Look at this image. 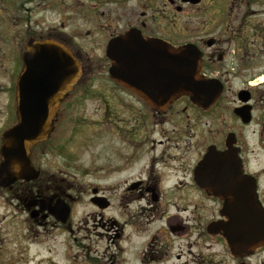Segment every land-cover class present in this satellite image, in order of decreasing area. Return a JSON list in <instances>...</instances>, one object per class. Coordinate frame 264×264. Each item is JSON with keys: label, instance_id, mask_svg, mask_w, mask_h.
I'll list each match as a JSON object with an SVG mask.
<instances>
[{"label": "flooded vegetation", "instance_id": "1", "mask_svg": "<svg viewBox=\"0 0 264 264\" xmlns=\"http://www.w3.org/2000/svg\"><path fill=\"white\" fill-rule=\"evenodd\" d=\"M129 32L125 86L109 75L113 66L124 71L120 58L106 51ZM185 46L200 57L199 76L220 92L211 105L160 96L167 48ZM70 54L80 72L72 85L64 70ZM97 78L105 84L94 86ZM146 89L149 101L139 95ZM91 90L100 155L96 183L83 190L95 209L111 212V233L99 234L110 244L109 264H264V0H0V151L21 119L35 123L37 109L54 111L49 138L31 150L39 178L7 189L36 221L62 199L48 189L34 151L63 152ZM231 152L259 213L254 231H239L256 244L238 249L215 229L229 220L198 173L208 154Z\"/></svg>", "mask_w": 264, "mask_h": 264}, {"label": "rangeland", "instance_id": "2", "mask_svg": "<svg viewBox=\"0 0 264 264\" xmlns=\"http://www.w3.org/2000/svg\"><path fill=\"white\" fill-rule=\"evenodd\" d=\"M102 84L103 79L97 78L94 86ZM79 111L82 120L69 127L62 153L56 150L43 156L34 151L42 178L50 181L48 189L60 195L70 208L68 220L62 224L51 216L36 221L30 217L31 209L17 200L13 191L0 189V264H109L110 244L99 234L111 233L107 222L111 212L95 209L88 201L89 189L83 190L86 185L96 183L93 173L100 155L92 90ZM108 150L103 149V160L109 156ZM81 167L89 171L88 176L81 173ZM108 182V179L101 182L107 197Z\"/></svg>", "mask_w": 264, "mask_h": 264}, {"label": "water", "instance_id": "3", "mask_svg": "<svg viewBox=\"0 0 264 264\" xmlns=\"http://www.w3.org/2000/svg\"><path fill=\"white\" fill-rule=\"evenodd\" d=\"M132 32L123 38L111 41L107 46L106 55L109 59L117 55L124 71L118 67H111L109 75H119L126 84L127 49ZM135 45V44H134ZM66 73L68 71L70 84H74L80 75L78 63L70 54L65 60ZM200 57L191 46L179 50L167 48L165 58L160 68V92L166 103L180 97H188L190 101L201 106L213 104L220 92L211 88L210 81L199 76ZM148 75L149 71L146 69ZM150 90H144L139 95L149 101ZM38 114L23 118L19 124L8 131L3 137L0 151V188L8 189L17 182L36 181L40 174L31 162V150L37 144L46 141L52 131V109H37ZM36 118V119H35ZM18 171H14L15 169ZM240 165L235 154L210 153L199 164V185L209 195L223 202L221 214L228 218L227 223L215 224V229L223 231L225 239L232 249L256 244L252 233H240V230H255L259 219L258 206L254 191L246 187L240 178ZM234 175L236 178H232ZM228 176L231 178L228 179ZM50 214L55 220L64 224L69 218L70 208L62 200H58ZM251 239V241H250ZM250 241V242H249Z\"/></svg>", "mask_w": 264, "mask_h": 264}, {"label": "clouds", "instance_id": "4", "mask_svg": "<svg viewBox=\"0 0 264 264\" xmlns=\"http://www.w3.org/2000/svg\"><path fill=\"white\" fill-rule=\"evenodd\" d=\"M19 169L17 168V169H15L14 171H18Z\"/></svg>", "mask_w": 264, "mask_h": 264}, {"label": "bare ground", "instance_id": "5", "mask_svg": "<svg viewBox=\"0 0 264 264\" xmlns=\"http://www.w3.org/2000/svg\"><path fill=\"white\" fill-rule=\"evenodd\" d=\"M31 244H35V243L31 242Z\"/></svg>", "mask_w": 264, "mask_h": 264}]
</instances>
